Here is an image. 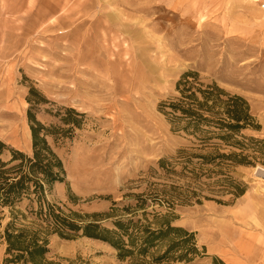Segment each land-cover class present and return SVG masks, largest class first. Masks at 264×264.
I'll return each instance as SVG.
<instances>
[{
  "label": "rangeland",
  "instance_id": "1",
  "mask_svg": "<svg viewBox=\"0 0 264 264\" xmlns=\"http://www.w3.org/2000/svg\"><path fill=\"white\" fill-rule=\"evenodd\" d=\"M260 2L0 0V140L30 156L28 112L49 129L64 181L46 201L77 224L96 219L112 228L132 217L123 208L141 195L136 218L151 228L166 219L193 234L196 253L169 264H264V146L256 143L262 151L252 164L227 169L233 186L244 188L235 197L219 177L192 179L181 170L178 151L191 142L161 112L178 96L181 76L195 72L244 98L256 128L242 134L264 141ZM27 204L15 206L25 216L16 226L32 219ZM11 214L0 207V264H13L1 238ZM48 239L46 258L61 264H130L80 234Z\"/></svg>",
  "mask_w": 264,
  "mask_h": 264
},
{
  "label": "trees",
  "instance_id": "2",
  "mask_svg": "<svg viewBox=\"0 0 264 264\" xmlns=\"http://www.w3.org/2000/svg\"><path fill=\"white\" fill-rule=\"evenodd\" d=\"M176 91L178 96L174 100L161 105V112L168 118L173 131L182 132L191 142L190 149L178 151L176 163L192 179L219 177V182L226 187L233 186L227 169L252 164L256 159L255 149L262 151L255 148L256 143L264 146V141L242 134L244 130L256 128L247 101L214 83L201 82L195 72L184 73L176 84ZM70 112L74 113V110ZM28 122L32 141L30 156L8 148L0 140V207H8L12 211V219L1 235L6 244V262L61 264L46 258L48 238L52 234L63 239H72L80 234L101 241L115 250L118 261L130 264L188 261L187 252L196 253L192 233L171 226L166 219L151 228L134 216L136 210L144 209L146 204L141 195L135 196L137 202L134 207L123 208V212L132 217H118L112 222V228L103 226L96 219L77 224L63 215L57 206L46 201V194L54 184L64 181L62 162L46 140L49 129L36 121L30 112ZM5 153L10 154L8 160L2 159ZM164 163L161 160L160 167L163 168ZM170 166L174 168L172 164ZM243 193L244 188L233 186L235 197ZM24 200L28 202L26 209L32 219L16 226L18 215L25 216L15 206ZM116 211L117 208H111V216ZM91 217L100 216L94 214ZM67 263L89 264L80 258Z\"/></svg>",
  "mask_w": 264,
  "mask_h": 264
},
{
  "label": "built area",
  "instance_id": "3",
  "mask_svg": "<svg viewBox=\"0 0 264 264\" xmlns=\"http://www.w3.org/2000/svg\"><path fill=\"white\" fill-rule=\"evenodd\" d=\"M259 9L261 10L262 13H264V2L259 3Z\"/></svg>",
  "mask_w": 264,
  "mask_h": 264
},
{
  "label": "crops",
  "instance_id": "4",
  "mask_svg": "<svg viewBox=\"0 0 264 264\" xmlns=\"http://www.w3.org/2000/svg\"><path fill=\"white\" fill-rule=\"evenodd\" d=\"M258 1L264 2V0H255V2H258Z\"/></svg>",
  "mask_w": 264,
  "mask_h": 264
}]
</instances>
